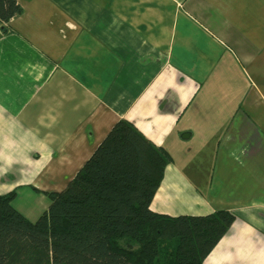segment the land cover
Wrapping results in <instances>:
<instances>
[{
  "label": "crops",
  "instance_id": "1",
  "mask_svg": "<svg viewBox=\"0 0 264 264\" xmlns=\"http://www.w3.org/2000/svg\"><path fill=\"white\" fill-rule=\"evenodd\" d=\"M120 121L170 155L154 212L236 215L204 264H264V0H17L0 194L64 190Z\"/></svg>",
  "mask_w": 264,
  "mask_h": 264
},
{
  "label": "trees",
  "instance_id": "2",
  "mask_svg": "<svg viewBox=\"0 0 264 264\" xmlns=\"http://www.w3.org/2000/svg\"><path fill=\"white\" fill-rule=\"evenodd\" d=\"M16 7L0 0V33ZM169 157L120 121L36 222L0 194V264H204L236 215L154 212Z\"/></svg>",
  "mask_w": 264,
  "mask_h": 264
},
{
  "label": "rangeland",
  "instance_id": "3",
  "mask_svg": "<svg viewBox=\"0 0 264 264\" xmlns=\"http://www.w3.org/2000/svg\"><path fill=\"white\" fill-rule=\"evenodd\" d=\"M192 145H195V148L193 149L195 151V153L190 157L189 160H194V161L201 160V158H200L201 152L198 151L200 149L201 144L199 143L197 138L194 139ZM204 155H206V153ZM174 157H175L176 161H181L177 155H175ZM202 159H206V156H204V158H202ZM42 195L43 194H37V195L32 194V191H30L27 188L22 190L19 193V195H18V191H17V197L13 201V207L16 208L21 214L22 213L27 214V212L34 214L35 216H33V217L30 216V218H32V219H29V220L32 222L33 221L36 222L39 219V218H37L38 215H41L39 213L45 212V210H44L45 205L48 204L47 207L49 208V205L51 204L49 197L46 195V198H48L46 200V198ZM33 219H35V220H33Z\"/></svg>",
  "mask_w": 264,
  "mask_h": 264
},
{
  "label": "water",
  "instance_id": "4",
  "mask_svg": "<svg viewBox=\"0 0 264 264\" xmlns=\"http://www.w3.org/2000/svg\"><path fill=\"white\" fill-rule=\"evenodd\" d=\"M188 137H189V135H184V136H183V138H188Z\"/></svg>",
  "mask_w": 264,
  "mask_h": 264
}]
</instances>
